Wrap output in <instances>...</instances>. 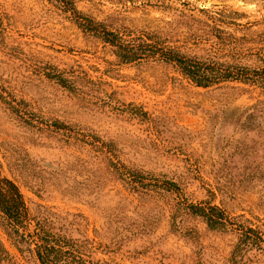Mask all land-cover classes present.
<instances>
[{
    "label": "rangeland",
    "instance_id": "374dc122",
    "mask_svg": "<svg viewBox=\"0 0 264 264\" xmlns=\"http://www.w3.org/2000/svg\"><path fill=\"white\" fill-rule=\"evenodd\" d=\"M75 5L111 28L158 35L201 59L262 64L263 0ZM0 14V177L22 194L26 232L39 223L76 240L91 264H229L236 233L210 230L179 205L206 201L264 233L258 89L237 81L197 87L161 61L118 64L110 46L48 0H0ZM50 71L74 80V90L47 78ZM133 106L146 118L132 116ZM128 169L177 190L139 188ZM0 241L10 255L0 264H39L33 245L20 251L1 226ZM240 264H264V244Z\"/></svg>",
    "mask_w": 264,
    "mask_h": 264
},
{
    "label": "trees",
    "instance_id": "16d2710c",
    "mask_svg": "<svg viewBox=\"0 0 264 264\" xmlns=\"http://www.w3.org/2000/svg\"><path fill=\"white\" fill-rule=\"evenodd\" d=\"M65 17L73 22L85 35H90L112 48L118 64L134 62L161 61L173 65L180 75L197 87H208L226 81H237L248 87L258 89L259 94L264 95V54L257 53L262 64L251 67L231 59L229 62L218 61L213 58L201 59L180 47L169 44L166 38L146 32H134L127 28L115 29L104 22L97 21L92 16L80 11L75 0H48ZM264 1V0H263ZM4 19L0 14V38L3 37ZM215 43L225 44L220 35H214ZM261 50V49H260ZM49 79H54L62 87L70 91L74 90V80L68 79L61 72L50 71L45 73ZM11 110L16 111L15 106L6 101ZM17 112V111H16ZM130 114L136 117H145L146 113L138 107H132ZM55 130L61 129V123L53 121L51 124ZM132 182L138 181V187L156 186L167 191L177 190L175 183L161 180L159 183L144 182L140 177L136 178V172L128 169ZM139 190L137 187H134ZM212 194V193H211ZM185 214L200 218L210 230H232L237 235L236 243L228 259L229 264H240L243 254L251 249L262 248L264 233L259 228L245 225L235 217H230L217 205L209 202L179 203ZM177 208L171 215L174 223ZM28 219L27 209L22 194L18 187L9 179L0 177V226L12 243L21 251V246L30 247L39 264H91L87 259L88 254L78 243L64 235L57 234L44 228L39 223L34 230L26 232ZM10 259L6 248L0 241V261Z\"/></svg>",
    "mask_w": 264,
    "mask_h": 264
}]
</instances>
